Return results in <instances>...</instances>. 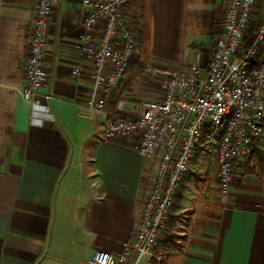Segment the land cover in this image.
<instances>
[{
	"label": "crops",
	"instance_id": "0c3cea01",
	"mask_svg": "<svg viewBox=\"0 0 264 264\" xmlns=\"http://www.w3.org/2000/svg\"><path fill=\"white\" fill-rule=\"evenodd\" d=\"M80 1H52L48 86L41 90L53 97L43 112L21 96L36 0H0V264H84L96 249L117 253L152 183L154 166L136 152L138 136L104 139L101 117L85 107L92 68L73 47L83 30ZM227 1L129 0L122 12L137 11L142 35L152 33L169 51L161 58L176 66L195 51L205 62ZM263 16L264 0H257L244 45ZM138 54L136 65H151L141 43ZM135 72L128 67L111 91L107 114L131 117L133 101L159 95L150 77ZM135 264H264V177L256 157L238 159L221 202L213 160L196 153L167 226Z\"/></svg>",
	"mask_w": 264,
	"mask_h": 264
},
{
	"label": "built area",
	"instance_id": "2783aa9c",
	"mask_svg": "<svg viewBox=\"0 0 264 264\" xmlns=\"http://www.w3.org/2000/svg\"><path fill=\"white\" fill-rule=\"evenodd\" d=\"M53 0H36L24 64L22 98L32 110L46 111L53 97L44 63L49 14ZM129 0H81L82 32L74 44L91 65V87L85 107L102 119L104 139L138 136L136 152L154 166L151 186L137 207L130 239L112 254L96 249L84 264H135L151 251L169 222L182 179L196 153L213 160L218 199L226 202L239 158L264 138V16L244 45L245 30L257 0H228L212 35L209 55L200 53L170 69L154 68L161 93L131 108V117L106 112V101L123 78L138 42L122 8ZM80 66L72 68L73 74ZM41 100L44 101L41 103Z\"/></svg>",
	"mask_w": 264,
	"mask_h": 264
},
{
	"label": "rangeland",
	"instance_id": "374dc122",
	"mask_svg": "<svg viewBox=\"0 0 264 264\" xmlns=\"http://www.w3.org/2000/svg\"><path fill=\"white\" fill-rule=\"evenodd\" d=\"M123 12L138 42L137 52L134 53L128 67L129 68L132 67L134 70H136L135 72L136 74H140L142 72L147 77H150V79H152L155 82L156 88L159 90V95H160L161 77L158 74L153 73V69L154 68L170 69L179 65L171 66V64L167 62L169 60H164L163 58H161L167 56V54H165L164 52H167L168 50L164 47V44L158 41V39H155V41L153 40L152 33L148 34V32L145 31L142 35V31H143L142 27L144 26H141L140 16L137 11H135L134 13L133 11L127 12V9L125 8ZM141 35H142V40H141ZM140 43H141V51L143 52L146 59L144 62H146L148 59L151 65L146 63L143 65H136L138 63V60H140V55L138 54L140 52ZM159 95L157 97H159ZM138 103H139L138 101L135 102L133 101L131 103V108L136 107L137 106L136 104Z\"/></svg>",
	"mask_w": 264,
	"mask_h": 264
},
{
	"label": "trees",
	"instance_id": "16d2710c",
	"mask_svg": "<svg viewBox=\"0 0 264 264\" xmlns=\"http://www.w3.org/2000/svg\"><path fill=\"white\" fill-rule=\"evenodd\" d=\"M259 139L255 140L252 144V148L248 156L254 155L258 161L263 177H264V143H259ZM261 144V146H260Z\"/></svg>",
	"mask_w": 264,
	"mask_h": 264
}]
</instances>
